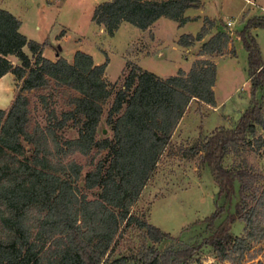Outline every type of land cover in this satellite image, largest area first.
I'll return each instance as SVG.
<instances>
[{
	"label": "trees",
	"instance_id": "1",
	"mask_svg": "<svg viewBox=\"0 0 264 264\" xmlns=\"http://www.w3.org/2000/svg\"><path fill=\"white\" fill-rule=\"evenodd\" d=\"M199 5V0H110L94 6L91 22L108 36L122 23L146 30L159 18L181 27L189 21L184 11ZM19 25L17 18L0 9V78L11 74L20 81L21 91L43 89L51 80L79 96L71 102L73 109L63 112L53 126H35L30 132L22 95H15L6 110L0 109V264H190L203 245L217 261L230 263L241 258L251 243L262 240L264 171L251 167L242 154L263 149L264 155V140L255 137L257 129L264 132V56L251 33L264 29V16L247 19L236 33L246 52V109L233 127L214 131L193 149L201 153L200 163L209 171L221 203L200 221L207 236L199 244L183 247L131 216L129 209L190 101L214 106L215 64L197 59L186 73L178 69L164 79L131 67L107 111L105 123L112 139L98 140L102 105L111 94L103 80L107 59L95 65L80 51L73 53L70 63L60 57L45 59L42 45L26 40ZM212 26V20L203 18L194 36L183 34L176 44L189 47ZM228 41L227 32L217 31L201 43L199 55H219ZM7 56H14L19 64L12 66ZM69 121L77 123V137L59 143L55 130ZM21 142L31 147L29 157L24 156ZM93 149L108 150L110 159L105 170L98 162L84 174V189L99 188L95 199L86 200L76 186L82 168L68 157L87 156ZM229 153L240 160L225 168L222 160ZM235 221L243 224L242 236L230 233ZM122 224L142 232V245L133 254L112 257V243Z\"/></svg>",
	"mask_w": 264,
	"mask_h": 264
},
{
	"label": "rangeland",
	"instance_id": "2",
	"mask_svg": "<svg viewBox=\"0 0 264 264\" xmlns=\"http://www.w3.org/2000/svg\"><path fill=\"white\" fill-rule=\"evenodd\" d=\"M106 1L110 0H0V8L14 13L22 22L21 30L29 39L42 45V55L48 60L53 57L71 58L67 61L70 63L75 51L89 55L95 65L107 59L103 80L111 94L102 105V115L96 128L98 140L112 139L110 126L105 123L107 111L131 67L136 72L147 71L164 79L174 75L178 69L186 73L191 62L197 59H208L215 64L212 88L214 106L190 101L171 135L170 143L160 154L137 200L129 209V214L134 218L175 238L178 247L199 244L207 236L205 225L200 221L211 215L215 204L221 202L216 199L217 189L209 171L200 163L201 153H194L193 149L214 131L233 127L247 107L249 88L246 52L236 33L247 19L244 12H248L249 18H259L264 14V0H200L197 9L186 12L189 16L196 15L199 18L181 27H177L171 20L161 18L153 29V37L149 32L127 23H122L112 36L106 35L102 27L91 22L93 7ZM207 17L214 19L216 30L229 35V41L221 54L199 55L201 43L212 36L215 29H208L201 41L189 47L182 48L176 44L183 34L194 36L202 25L201 20ZM227 21L231 22L229 28L224 27ZM59 34L63 38L58 40ZM252 35L260 54L264 56V29L257 28L252 31ZM28 57L32 62L31 56ZM12 78V95L5 88L6 79L1 81L0 109L6 110L15 95H22L27 103L28 132L35 126H53L63 112L73 109L71 102L79 96L75 91L51 80L43 89L21 91L20 81ZM76 127L77 123L69 121L61 130H55L57 141L62 143L64 140L75 139ZM257 136L264 140L262 130H256ZM21 143L25 148L24 156L29 157L31 147ZM262 151L243 153L242 157L254 169L264 171ZM68 159L82 168L76 182L79 194L84 195L86 200L95 199L99 188L84 189L83 176L98 162L102 170H105L110 159L109 151L93 149L87 156L74 153ZM239 160L233 153H229L223 158L222 164L230 168ZM224 217L222 215L221 219ZM230 233L233 237L242 236L243 224L235 221L230 227ZM141 235L142 232L135 226L123 228V224L120 225L112 243V257L135 253L142 245ZM190 264H264V237L257 243H251L241 258L230 263H220L211 249L203 245Z\"/></svg>",
	"mask_w": 264,
	"mask_h": 264
},
{
	"label": "crops",
	"instance_id": "3",
	"mask_svg": "<svg viewBox=\"0 0 264 264\" xmlns=\"http://www.w3.org/2000/svg\"><path fill=\"white\" fill-rule=\"evenodd\" d=\"M199 3H200V0H199ZM94 8V7H93ZM1 9V8H0ZM190 9H192V8H189V9H186L185 11H184V13H183V16L184 17H186V18H188L189 19V21H193V20H196L197 18H199L198 16H196V15H187L186 14V12L188 11V10H190ZM3 10H5V11H7V12H9L11 15H13L14 16V13H12L9 9H3ZM247 14L246 16V18L247 19H249V16H248V12H244V14ZM261 16H264V14H262ZM260 16V17H261ZM15 18H17L16 16H14ZM207 18H209V17H207ZM18 19V18H17ZM161 18H159V19H157L150 27H148L146 30H144V31H146V32H149V34H151L152 35V37L154 36V34H153V29L155 28V26L157 25V23H158V21L160 20ZM246 19V20H247ZM209 20H214V19H212V18H209ZM19 23H20V25H19V27H18V32L21 34V35H23L25 38H26V40H31V39H29V37H27L26 35H25V33L21 30L22 29V22L21 21H19ZM201 23H202V20H201ZM186 24V23H185ZM184 26V25H183ZM210 29H215V26H212ZM255 29H252V31H254ZM214 31V33H216L218 30H213ZM252 31H251V33H252ZM213 33V34H214ZM61 35L62 34H59L58 36V40H59V38H63V35H62V37H61ZM154 39V38H153ZM208 39V38H207ZM57 40V41H58ZM61 40V39H60ZM31 41H33V40H31ZM35 43H37L36 41H34ZM37 44H39V43H37ZM22 51H23V53L24 54H26L27 56H30V54H29V52H28V50L26 49V47H23L22 48ZM54 55H57V54H54ZM41 56L44 58V56L42 55V52H41ZM56 58V57H55ZM54 57L51 59V61L52 60H54L55 59ZM6 59L11 63V65L12 66H17L19 63H18V61H17V59L14 57V56H7L6 57ZM46 59V58H45ZM63 59H65L66 61H69L71 58H69V59H66V58H63ZM7 77H8V79L9 80H7ZM6 79V80H5ZM12 75L11 74H9V73H7V74H5L4 76H2L1 78H0V88H2L3 86H2V84H1V81H3V80H5L6 82H5V88H6V90L8 91V93H10V95H12L13 94V89H14V87H13V83H12ZM7 108V107H6ZM2 110V109H1Z\"/></svg>",
	"mask_w": 264,
	"mask_h": 264
},
{
	"label": "built area",
	"instance_id": "4",
	"mask_svg": "<svg viewBox=\"0 0 264 264\" xmlns=\"http://www.w3.org/2000/svg\"><path fill=\"white\" fill-rule=\"evenodd\" d=\"M93 1V0H92ZM231 26V22L230 21H227V22H225V27L226 28H229Z\"/></svg>",
	"mask_w": 264,
	"mask_h": 264
}]
</instances>
